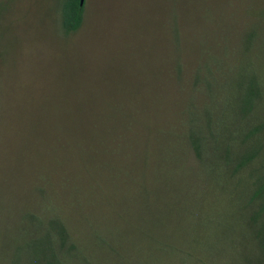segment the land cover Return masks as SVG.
I'll list each match as a JSON object with an SVG mask.
<instances>
[{"label": "rangeland", "instance_id": "obj_1", "mask_svg": "<svg viewBox=\"0 0 264 264\" xmlns=\"http://www.w3.org/2000/svg\"><path fill=\"white\" fill-rule=\"evenodd\" d=\"M62 2L0 0V264L53 217L61 264H264V0H85L70 36Z\"/></svg>", "mask_w": 264, "mask_h": 264}, {"label": "trees", "instance_id": "obj_2", "mask_svg": "<svg viewBox=\"0 0 264 264\" xmlns=\"http://www.w3.org/2000/svg\"><path fill=\"white\" fill-rule=\"evenodd\" d=\"M60 9H61V12H60L61 26H62L64 33L66 34V35L64 34V36H68V35L70 36L73 32H76L82 26V24L85 21V19H83L84 18V5L83 6L80 5V0H63L62 4L60 6ZM56 28L58 29V27H56ZM251 33L253 34V31L250 32V34ZM249 35H247V36H249ZM201 70L202 69L199 68L196 71L195 76H199L200 80L202 78L203 82L207 85V82H210V78L206 79V77H204L205 75L202 73ZM197 82H198L197 80L194 82V87H196V85L198 84ZM208 85H209V83H208ZM247 93L248 94L247 95L245 94V98H244L245 101H244V105H243V113L240 116V117H243L244 120H245L246 116H248L250 113H252L254 111V110L251 111L253 106H254L253 103L251 104V100L256 95L255 91L252 88H249L247 90ZM246 103H247V105H246ZM195 125H196V128L194 130V129H191L190 125L187 124V132H185V133H186V137L189 139L188 141H190V144L192 145L194 150L201 157H203L204 156L203 154H204L205 150L207 149V139L209 136H208V134H206L204 131H202L199 128L200 123L196 122ZM125 127H126V124H125ZM260 131H261V129H260ZM241 136L239 138H241ZM246 136H250V134H247ZM239 138L238 137H234V138L232 137L231 139H229V144L227 145L228 148L226 150L227 153L223 156V158L221 160V166L222 167H229L230 173H231V171H233L232 167L234 166L231 164V162L234 160V158H231L232 157V152H231L232 151V148H231L232 142L237 141ZM177 143H178V141H177ZM168 150L171 151L172 147L168 146ZM167 157H168V155H167ZM252 158H250V161ZM201 159H203V158H201ZM230 173L228 175L230 177H234V176H232L233 174H230ZM262 190H263V188H262ZM261 193L262 192H260V190L259 191L256 190L254 199H256L257 196H259ZM79 197H80V199L83 198V196H79ZM83 201L84 200H82L81 203H84ZM51 219H52L51 220L52 229H54V231H57L60 233V236L63 239V244H61V246H59V250H58L55 247V243L53 240V248L48 250V253L46 252V254H44L42 256V258L47 260V262H46L47 264H52V263H56V262L61 264V259L59 258V256L62 255V250L67 245L65 243H67L68 241L71 242V245L66 246V248L67 247L70 248V247H74V246L76 247V245L72 241V239H70L69 233H67V231H65V228H63L64 224L62 222V219L61 218L56 219L54 217ZM54 234H55V232H54ZM54 234H52L53 237H54ZM71 251L72 250H70V249L66 250L67 253H70ZM59 253H60V255H59ZM45 255H47V257H45Z\"/></svg>", "mask_w": 264, "mask_h": 264}, {"label": "water", "instance_id": "obj_3", "mask_svg": "<svg viewBox=\"0 0 264 264\" xmlns=\"http://www.w3.org/2000/svg\"><path fill=\"white\" fill-rule=\"evenodd\" d=\"M85 3V0H80V5L83 6Z\"/></svg>", "mask_w": 264, "mask_h": 264}]
</instances>
